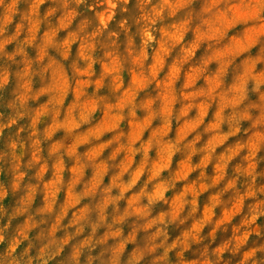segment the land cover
Returning <instances> with one entry per match:
<instances>
[{
  "label": "clouds",
  "instance_id": "1",
  "mask_svg": "<svg viewBox=\"0 0 264 264\" xmlns=\"http://www.w3.org/2000/svg\"><path fill=\"white\" fill-rule=\"evenodd\" d=\"M46 2L22 11L18 0H0V90L11 89L9 114L0 112L9 177L0 205L18 200L10 212L0 206L8 217L0 264H224L226 252L264 264V245L248 247L264 217V0H204L199 9L193 0H142L132 23L117 21L130 0H94L95 23L75 31L67 30L85 0H59L41 14ZM211 189L202 218L170 242L168 226L184 223L188 206L195 215ZM227 192L231 208L188 258ZM39 193L55 223L33 241L35 223L14 233L11 224L28 219ZM160 202L171 211L153 215ZM236 215L244 219L230 241L213 247V233Z\"/></svg>",
  "mask_w": 264,
  "mask_h": 264
},
{
  "label": "rangeland",
  "instance_id": "2",
  "mask_svg": "<svg viewBox=\"0 0 264 264\" xmlns=\"http://www.w3.org/2000/svg\"><path fill=\"white\" fill-rule=\"evenodd\" d=\"M35 0H18V6L19 8L23 10H27L30 6V4L34 3ZM94 0H85V3L80 4L78 7L76 6L75 3L72 4L73 7H77V11L79 15L73 20L72 24L70 25L69 29L67 31H75L80 23L84 20H89L93 24L95 23V16L94 13L89 11L88 5L90 3H93ZM142 0H130V3L127 5L128 7V12L127 13H120L119 11L117 12V21L124 15H127L129 17V22L132 23L133 19L139 15V3H141ZM155 2V0H153ZM204 3V0H193V7L196 9H199L201 5ZM59 0H47L45 4L41 6V14L44 13L45 10L53 7H58ZM100 9L98 8L97 11ZM62 14V11H57L56 15L51 17L52 23L55 24L58 22V17ZM19 19V17H17ZM161 25H158L157 27H161ZM111 30H117L119 31L118 23L114 21L110 25ZM67 31H61L59 33L60 39L64 38L67 34ZM133 31H135V26L133 27ZM43 32V28L41 30V34ZM121 42L125 43L126 42V36L123 34L121 35ZM137 43H139V39L137 38ZM78 45L74 44L72 46L73 48V56H75L76 48ZM14 45H9L8 50L12 51ZM29 54L34 56L35 51L32 49H29ZM97 56H101L103 54V50L98 47L97 49ZM97 72L99 73L100 71V65L97 64L96 66ZM125 79H127V76H125ZM36 83H39V80L37 78ZM104 92H107L108 89L105 87L103 89ZM11 95V89H5V90H0V112H3L4 116L6 117L9 112L7 109V102L10 98ZM62 136V133L57 134V138H60ZM3 146L0 145V148ZM46 148L47 146L45 145V154H46ZM219 151V150H218ZM196 160H199V156L195 158ZM177 166L178 165H174ZM261 168H264V163L261 164ZM208 174L214 175V169L211 165L208 166L207 168ZM31 172L29 173V177L31 178ZM196 175L198 173H193L191 179H195ZM8 175H7V166L4 162H0V183H7L8 182ZM179 190V186H178ZM218 191V189H211L205 191L202 195L199 196V206L200 210L195 214V215H189V212L191 210L190 206H188L185 211L181 214V219H183L185 216H187V219L184 220V223H180L179 220L175 221L174 223H171L168 226V232L170 234V242L171 240L175 239L177 236L182 235L185 231L189 230L192 226L193 223L202 218V211L205 207L210 206L211 204V196ZM178 194V192H177ZM169 198L174 199L175 197L169 193ZM60 199H66V194H60ZM223 203L218 205L214 209V216L212 218V221L207 223L204 228L202 229V232L200 233L203 237L204 240L202 244H193L192 249L186 253V256L188 258H194L199 256L200 252L203 250L202 245L207 244L212 240V236L209 235V233H212L213 228H216V225L219 221L223 219V213L225 210H228L231 208V204L233 202V194L231 192L224 193L221 197ZM46 199L44 198L43 193H39L36 195L34 203L32 207L29 210L28 213V219H25V216H17L12 220L11 224V231L14 233L17 229H22L25 228L28 224L35 223L37 227L33 230L32 232V240L36 241L37 240V233H44L46 234L49 228L53 223H55V215L49 214L46 211H44L45 205H46ZM18 204V200L15 196V194L11 195L7 200L2 202V206L4 209L8 210L9 212L14 210L15 207ZM123 202L121 204V210H123ZM171 207L170 203H165V202H160L155 206L153 215H156L157 213L161 212H170ZM70 215V214H69ZM8 219L7 216L0 217V226L3 225L4 222H6ZM244 217L242 215H236L234 218L228 222L225 221L223 224L220 225V227L213 233L215 237V242L212 244L213 247L216 245H223L224 243H227L230 241L231 237L233 236L234 232H236L237 227L240 225ZM137 218L136 217H131L125 223L122 225L124 228L125 232L127 233L130 231L134 225V222H136ZM258 224V230L261 233L260 236H257L253 234L249 241H248V247L249 248H254L257 245H264V217H261V219L257 222ZM59 234H63V229H61V232ZM141 240L146 239V235L144 233H141ZM239 261V256H234L229 252H226L224 255V264H238Z\"/></svg>",
  "mask_w": 264,
  "mask_h": 264
}]
</instances>
